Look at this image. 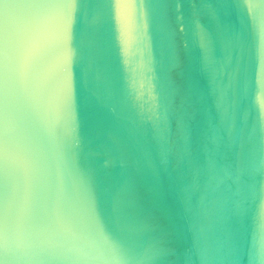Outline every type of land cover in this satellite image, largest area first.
<instances>
[{
  "label": "water",
  "instance_id": "obj_1",
  "mask_svg": "<svg viewBox=\"0 0 264 264\" xmlns=\"http://www.w3.org/2000/svg\"><path fill=\"white\" fill-rule=\"evenodd\" d=\"M0 264H264V0H0Z\"/></svg>",
  "mask_w": 264,
  "mask_h": 264
}]
</instances>
